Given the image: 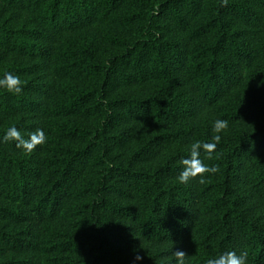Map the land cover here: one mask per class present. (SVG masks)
Returning a JSON list of instances; mask_svg holds the SVG:
<instances>
[{
    "label": "trees",
    "instance_id": "1",
    "mask_svg": "<svg viewBox=\"0 0 264 264\" xmlns=\"http://www.w3.org/2000/svg\"><path fill=\"white\" fill-rule=\"evenodd\" d=\"M5 72L0 264H264V0H0ZM216 119L217 171L179 183Z\"/></svg>",
    "mask_w": 264,
    "mask_h": 264
},
{
    "label": "clouds",
    "instance_id": "2",
    "mask_svg": "<svg viewBox=\"0 0 264 264\" xmlns=\"http://www.w3.org/2000/svg\"><path fill=\"white\" fill-rule=\"evenodd\" d=\"M226 2L227 0H224V3ZM257 86L260 87L261 84H258ZM0 89L18 95L23 91V82L18 75L13 74L12 72H5L3 77L0 78ZM228 127V120L216 119L212 124V131L214 133L212 140L214 142L202 143L196 141L191 145L189 157L181 161L183 170L177 177L179 183L187 184L191 179L196 177H199V182L203 183L205 180V174H213L217 171L215 166H209L200 159V151L201 149L207 151L209 158H211V153L220 143L221 135L228 129ZM2 139L4 142H15V147L21 148L28 153H31L37 145H41L46 141L42 129H37L29 135L28 139H25L21 131L15 126L10 127ZM246 257V252H241L238 255L235 251H224L216 256L208 258L205 264H246ZM134 260L139 264L142 257L137 254L134 257ZM165 264H188V255L182 250H172L171 256L166 259Z\"/></svg>",
    "mask_w": 264,
    "mask_h": 264
}]
</instances>
